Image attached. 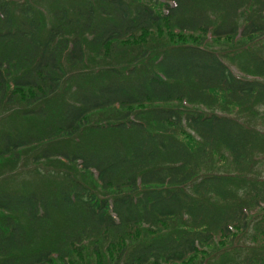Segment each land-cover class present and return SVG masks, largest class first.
Wrapping results in <instances>:
<instances>
[{"label": "trees", "instance_id": "1", "mask_svg": "<svg viewBox=\"0 0 264 264\" xmlns=\"http://www.w3.org/2000/svg\"><path fill=\"white\" fill-rule=\"evenodd\" d=\"M55 94L46 130L0 131V174L56 164L0 188V264H264V0H0V117Z\"/></svg>", "mask_w": 264, "mask_h": 264}, {"label": "rangeland", "instance_id": "2", "mask_svg": "<svg viewBox=\"0 0 264 264\" xmlns=\"http://www.w3.org/2000/svg\"><path fill=\"white\" fill-rule=\"evenodd\" d=\"M76 1H83V0H14V2H26L27 5H31L35 10L38 11V15L42 21L51 23L53 21V10L56 6L59 5H67L71 6ZM215 48H219L218 46L214 45ZM110 63V62H109ZM86 66L79 67L76 70H73L69 73L68 79L65 80L64 86L61 89V92L58 93V99L62 98L63 96H70L71 92L77 87V82L82 80L91 81L94 78L101 76V71L103 70V65L99 63L98 58H94L87 60L84 64ZM232 68L237 72L235 66L231 64ZM239 73V72H238ZM34 110L36 113L33 114L28 119H25L23 112L24 110L18 109L17 110H9V112L4 113V118L0 119V131L6 129L9 133H16V126L21 127L27 133L37 134L41 129L46 130L50 124L56 121V94L50 101H43L38 103ZM261 115V122H257V126L264 129V108L260 109ZM236 115L237 113H232ZM242 118L248 119V117L243 116ZM67 140V139H66ZM64 143H67L64 140L59 141L56 143V139L51 141L43 142V145L46 146V150L56 151L58 149L64 148ZM56 144L58 147L56 149ZM40 147H37L36 150L30 149L28 153L22 155V159L17 164H12V168L8 166L6 172L0 174V188H14L16 190L28 192L33 190L34 186L38 184H42L46 178H55L52 175L53 171L56 175V164L51 162H35V152L38 153ZM58 159V160H57ZM56 160L59 162V158ZM77 169L80 168L76 166ZM58 170H61L62 167L58 165ZM15 171V172H14ZM80 170H71L72 173L77 175ZM60 172V171H59ZM255 173L258 174L260 177H264V159H262L255 168ZM79 175V174H78ZM57 179V178H56ZM58 180V179H57ZM215 258H213L208 264H215Z\"/></svg>", "mask_w": 264, "mask_h": 264}]
</instances>
